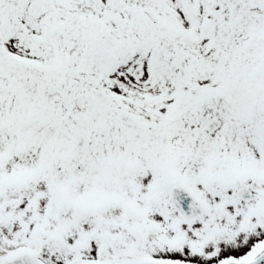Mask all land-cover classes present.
Returning <instances> with one entry per match:
<instances>
[{
    "label": "snow or ice",
    "instance_id": "snow-or-ice-1",
    "mask_svg": "<svg viewBox=\"0 0 264 264\" xmlns=\"http://www.w3.org/2000/svg\"><path fill=\"white\" fill-rule=\"evenodd\" d=\"M0 264H264V0H0Z\"/></svg>",
    "mask_w": 264,
    "mask_h": 264
}]
</instances>
